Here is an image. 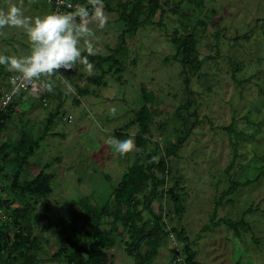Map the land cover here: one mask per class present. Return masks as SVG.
Here are the masks:
<instances>
[{"label":"rangeland","instance_id":"rangeland-1","mask_svg":"<svg viewBox=\"0 0 264 264\" xmlns=\"http://www.w3.org/2000/svg\"><path fill=\"white\" fill-rule=\"evenodd\" d=\"M161 1L166 11L162 14L159 10L153 21L143 23L136 32H126L124 42L120 35L126 24L117 9L104 8L109 16L104 29L92 25L97 54L114 53L121 60L120 71L115 70L117 66L106 71L112 60L101 64L96 60L90 61L94 75L89 76L77 64L73 71L52 77L53 93L28 94L31 107L15 108V119L20 118L18 122L35 138L54 114L47 136L26 160L21 173L22 180L31 179L47 164L53 190L43 197L20 191H9V196L0 192V199L10 201L8 207L16 199L30 209L20 210L24 214L20 218L8 215L13 221L0 218V226L5 225L10 237L8 241L0 234L1 243L13 244L17 234H31L29 242L10 257L9 264L23 263L31 255L37 264H77L72 258V243H91L93 237L87 230L92 227L108 229L116 236L117 243L108 248V264H136L129 252L132 231L122 220L114 223V212L119 207L115 188L138 152L121 156L105 141L109 137L119 139L115 135L119 130L128 132L135 141L139 124H126L145 103L144 89L154 95L149 102L152 111L144 142L146 152L153 161L163 154L172 168L160 191L165 193L179 182L182 198L180 210L170 194L153 199L154 210L162 214L163 238L157 252L144 264L184 261L187 241L175 228L189 235L199 264H264V174L258 181L239 186L217 204L232 179L243 181L264 172V0ZM109 2L118 5V0ZM3 3L0 0V8ZM41 3L27 16L53 12L46 0ZM8 31L5 28L0 35V54L12 55L14 48L30 52L23 30ZM177 31L194 32L198 37L197 54L204 60L201 69L184 70L174 40ZM9 36L11 43L4 40ZM186 73L194 93L186 89ZM62 77L73 86L74 93L67 91ZM0 78L4 82L0 85L1 98L2 90L13 83L6 84ZM230 124L234 131L229 130ZM188 128L187 138L176 153L167 154L166 149ZM235 131L242 135L237 136ZM18 138L9 140L17 144ZM15 155L9 150L7 156L11 161ZM3 158L0 162L9 161ZM145 165L154 167L148 158ZM13 171L11 166L6 174L8 182L13 179ZM149 191L150 187L145 190ZM136 197L142 200L143 194ZM104 207H108L107 213L88 211ZM120 208L125 212L126 203ZM136 210L142 212L141 223H148V228L156 225L143 203ZM88 215L90 223H86ZM219 217L243 219L246 225L236 233L226 222H216ZM6 227H12L11 234ZM149 249L147 244L141 248L143 253ZM8 253L5 251V256Z\"/></svg>","mask_w":264,"mask_h":264},{"label":"trees","instance_id":"trees-1","mask_svg":"<svg viewBox=\"0 0 264 264\" xmlns=\"http://www.w3.org/2000/svg\"><path fill=\"white\" fill-rule=\"evenodd\" d=\"M81 3L86 4L87 0H79ZM104 8L112 11H118L119 18L123 20L126 24V28L122 30L120 38L121 42L125 40V33L128 31L136 32L138 28L145 22L153 21L155 14L161 10L162 14L166 11L163 7L161 0H118L117 7L112 5L109 0H103ZM174 40L177 43L178 50V58L180 59L183 68L186 72L189 68L192 70H199L203 65V58H199L197 54V44L198 37L194 32H186L185 34H177L174 36ZM97 64H101L102 62L112 60L110 64V68L106 70L110 72L114 66L116 71H120L121 60L115 56V54L102 55L96 54L90 56V61H96ZM97 76V75H96ZM185 84L186 89L189 93H194L190 84V77L188 74H185ZM145 103L143 106L137 110L136 116L131 122L126 125L129 126L132 122H137L140 126V130L135 137V144L137 148L141 149L138 152L137 158L134 164L129 168V170L124 174L122 181L116 186L115 192L118 200V209L114 212L115 220L114 223H117V220H122L125 223V227L132 231V242L130 243L129 252L136 259V264H144L147 260H150L152 255L157 252L159 246L161 245V241L163 238V231L161 229L160 220H162V214H158L153 208V199L155 197L161 196L164 194H170L173 198L177 210L182 208L181 202V194L179 193V182H177L176 186H171L164 193L165 190L162 189L160 191V187L164 186L167 183V175L171 172V166L169 165L168 160L163 154H160V158L157 161H153L151 159L152 155L146 152L145 149V139L146 133L150 131L149 121L150 114L152 108L149 105V102L153 100L154 95L149 92L147 89L143 90ZM14 100V99H13ZM190 103V101H188ZM187 104V109H188ZM12 109V103L9 104L8 108L0 114V132L5 128L7 124V119H9ZM54 121V114H51L47 118L46 126L44 131L39 134L36 138L29 131H23L21 133L20 139L15 140L17 144L13 146L11 141L8 139L6 141L0 142V156L2 155L5 159L9 156V150H12L17 154L18 157L22 159V163L18 167L17 170L13 173V185L19 186L22 194L35 195L38 197L47 196L52 190L51 177L52 173L47 171V164H45L41 170L38 171V174L35 175L31 179H21V173L23 171V165L26 160L35 152V148L39 145L43 139L47 136L51 125ZM229 130H233V124L228 126ZM190 129L188 128L184 134L180 135L176 142H174L170 147L166 149L167 154H175L176 150L183 144V142L187 138V134ZM235 134L242 135V132L235 131ZM115 135L120 140H125L131 138L128 132H122V130L116 131ZM12 140V139H11ZM166 153V152H165ZM7 156V157H6ZM145 158H148L152 161L151 165H145ZM1 170V169H0ZM264 172H261L257 176L253 178H247L243 181L232 179L229 187L223 191L221 197H219L217 204L220 205L221 200L225 197V195L233 194L239 186L249 185L255 181H258L261 175ZM150 187L149 192H145V190ZM142 193L143 198L137 199L136 195ZM126 203V211L123 212L120 208V205ZM143 203L145 209H148L150 213L154 216V221H156V225L148 228V223H141L143 217L142 212L137 211L136 207ZM88 205V204H87ZM47 206V205H46ZM48 207V206H47ZM162 207V204H161ZM27 211H30L27 208ZM90 214H102L108 212V207H104L102 210H96L95 208L88 209ZM44 215V214H42ZM77 219V218H75ZM224 221L231 228L235 230L236 233H239L240 227L246 225V222L243 219L235 220L230 217H219L216 219V222ZM86 223H90L89 215L86 218ZM177 235L187 241L186 245H184L185 255L184 261L180 264H199L196 261V251L192 249L190 245L189 235L185 233L184 229H174ZM87 232L92 235L93 241L91 243L84 242L83 244H79L77 242H73L72 245L75 248L73 253V259L77 264H108L110 256L108 254V248L114 246L117 243L116 236L108 229H99V228H90ZM31 237L30 233L23 235L21 233L16 235V238L13 244L9 243H0V253L3 264H9L10 257L13 256L15 252L21 250L25 244L29 242ZM144 244L149 246V250L145 253L142 252L141 248ZM8 251V255L5 256L4 252ZM4 254V255H3ZM33 255L27 261H24L20 264H31L33 263ZM36 258L34 257V260ZM72 260V259H71ZM73 261V260H72Z\"/></svg>","mask_w":264,"mask_h":264},{"label":"clouds","instance_id":"clouds-1","mask_svg":"<svg viewBox=\"0 0 264 264\" xmlns=\"http://www.w3.org/2000/svg\"><path fill=\"white\" fill-rule=\"evenodd\" d=\"M109 16L104 11L103 0H87L74 10L51 12L43 16H27L22 7L9 3L6 10L0 8V35L5 28L21 29L31 45L30 53L24 56L0 54V65L14 73L12 83L34 85L42 91L53 93L57 73L73 71L77 64L83 66L86 75H94V65L88 57L99 52L95 29H104ZM62 82L70 93L73 86L62 77ZM106 144L116 153L125 156L139 152L134 139L119 140L109 137Z\"/></svg>","mask_w":264,"mask_h":264},{"label":"crops","instance_id":"crops-1","mask_svg":"<svg viewBox=\"0 0 264 264\" xmlns=\"http://www.w3.org/2000/svg\"><path fill=\"white\" fill-rule=\"evenodd\" d=\"M40 1H42V3H43L44 0H4L3 8L6 10V8H7L9 3H14V4H17L18 6L22 7L25 15H29V13L31 12L32 9L35 10L36 8H38V3ZM46 2L48 3V5H50L51 9L53 10V5L50 4V2H52V0H46ZM41 4H39V5H41ZM35 5H36V7H35ZM39 16H41V14H39ZM7 29L9 30L8 32H10V33L13 30H18V29H9V28H7ZM5 39H9V42L11 43L10 39H12V37H10V36L9 37H4V40ZM8 46H9V43H8ZM6 49L9 52H11L8 48H6ZM29 53L30 52H27V51H24V50L21 51V52H18L16 48H14V51H12V55H15V56H24V55H28ZM13 75H14V73L9 72L5 68V66L3 68L2 67L0 68V76H2V78H4V81H6V84L8 82H12ZM2 84H4V82H0V85H2ZM2 86H4V85H2ZM23 93H24V95H23ZM25 94H27V95H25ZM28 94L32 95L34 93H32L29 90H20L16 94V96L14 97V100H12L11 103H12L13 111L11 112L9 119H7V124H6L5 128L0 132V142L6 141V140L11 139V138L13 140V138L18 137V136H19L18 139H20L21 133L23 131H26L25 127L23 125H21V122H18L19 120L21 121V119L19 118V120L18 119L16 120L14 114L16 113L15 112L16 111L15 108H18L20 105L24 106V107L27 106V107H25L26 110H28L31 107L32 102H29ZM27 102H29V105H25V104H27ZM14 120H15V123H14ZM11 143H12L13 146L16 145V143L14 141L11 142ZM12 158L13 159L11 161H10V159H11L10 157L6 158L10 162L9 161L6 162V163H4L5 161H1L0 162V169H1L0 173H1V176H2V178H0V192H4L3 194L4 195L7 194L6 196H9V194H8L9 191H12V192L20 191L21 192V189H20V187L18 185L17 186L13 185V182H12L13 179L12 178L9 179L10 182L7 181L6 174H8L9 168H11V166L14 168V171L17 170L18 167L22 168V166H20L21 163H22L21 162L22 159L20 157H18L17 154L15 156H13ZM23 169H24V165H23ZM14 171L12 173H14ZM37 174H38V172H36L35 175H37ZM9 202L10 201L6 202L4 199H0V218L2 220H4V221H7L6 219H9L8 221H13V219H15V217H14L15 214H16L17 218L23 217L22 215H24V214L21 213V212H23L24 210L27 211V207L24 204H20V202L18 200H16V199H15V201H12L10 203V207H8L7 205L9 204ZM3 204H5L4 208L7 211H5V209L2 207ZM20 210H21V212H19ZM8 215H13L12 216L13 219L10 218V217H7ZM14 223H15V220H14ZM4 227H5V225H1L0 226V234H2L3 237H5L9 241L10 237H8L7 231H5ZM9 227H6V228H8L7 230H9V234H11V231H12L11 228L12 227L11 228H9ZM0 243H1V241H0ZM31 264H37V263H35L33 261V263H31Z\"/></svg>","mask_w":264,"mask_h":264},{"label":"built area","instance_id":"built-area-1","mask_svg":"<svg viewBox=\"0 0 264 264\" xmlns=\"http://www.w3.org/2000/svg\"><path fill=\"white\" fill-rule=\"evenodd\" d=\"M53 3V12H67L74 10L75 6L78 4H81L79 0H52ZM19 82L17 84H12L8 88H4L2 90V97L0 102V114L4 112L9 104L12 102L16 94L20 90H29L32 93L35 94H43L44 91H42L40 88L34 85H21L18 87Z\"/></svg>","mask_w":264,"mask_h":264},{"label":"water","instance_id":"water-1","mask_svg":"<svg viewBox=\"0 0 264 264\" xmlns=\"http://www.w3.org/2000/svg\"><path fill=\"white\" fill-rule=\"evenodd\" d=\"M0 261H1V264H3V263H2V259H1V253H0Z\"/></svg>","mask_w":264,"mask_h":264}]
</instances>
